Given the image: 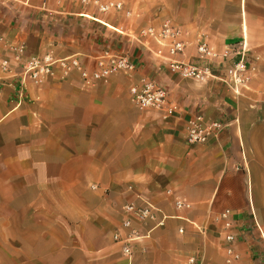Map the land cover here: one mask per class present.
Returning <instances> with one entry per match:
<instances>
[{"label": "crops", "instance_id": "crops-1", "mask_svg": "<svg viewBox=\"0 0 264 264\" xmlns=\"http://www.w3.org/2000/svg\"><path fill=\"white\" fill-rule=\"evenodd\" d=\"M64 1L0 0L7 42H0V61L9 71L0 68V264H187L193 256L197 264H228V246L238 255L230 264H264V0H129L145 8L130 20L135 29L170 18L183 30L184 59L194 58L196 42L216 53L244 43L250 79L239 96L218 81L171 73L134 46L118 51L138 66L133 77L115 74L85 89L77 71L62 77L54 66L40 83H26L16 105L20 63L10 45L23 47L21 61L48 54L74 58L83 69L108 49L89 53L65 35L24 32L4 12L22 6L122 28ZM130 7L124 3V12ZM141 79L164 87L179 112L163 120L155 110H137L129 88ZM195 116L226 128L188 146L185 126ZM175 201L190 208L178 210ZM125 204L157 209L154 222H132L139 238L129 257L113 238L128 233ZM225 212L231 245L219 219Z\"/></svg>", "mask_w": 264, "mask_h": 264}, {"label": "built area", "instance_id": "built-area-1", "mask_svg": "<svg viewBox=\"0 0 264 264\" xmlns=\"http://www.w3.org/2000/svg\"><path fill=\"white\" fill-rule=\"evenodd\" d=\"M17 2L18 0H6ZM81 6H93L102 14H120L124 12V4L121 1L110 0H71ZM124 15L130 16L129 11ZM101 22V21H100ZM103 25V22H101ZM115 32L127 38L134 45L150 54L156 60L162 61L165 68L171 73L178 74L182 78L191 79L195 82L215 80L222 83L233 95L239 96L241 89L245 88L250 76L248 75V51L244 43L238 48H226L216 53L204 42L194 44L195 56L192 59H184L187 43L184 40V32L181 28L169 21H164L158 26H146L135 31L117 28ZM0 42L7 43L0 36ZM153 44L157 47L154 49ZM16 51L15 60L20 63V73L17 75L16 84L12 85L13 101L16 105L23 102L25 98L24 87L27 82L40 83L53 72V67L58 66L62 77H67L73 70L79 73L82 85L90 89L98 82L107 80L115 74H124L133 77L138 66L131 57L124 52L104 50L94 58L93 68L83 69L74 58L55 60L46 54L41 57H31L21 61L23 47L21 45H10ZM0 68L8 71L7 63L0 61ZM9 72V71H8ZM130 100L139 111L148 109L155 110L161 114L163 120L176 115L179 112L178 104L172 102L168 91L156 84L151 79H141L139 84L129 88ZM226 128V124L218 120L205 122L203 117L195 116L185 126L184 139L188 146L204 145L209 139L217 138ZM178 210L189 209L190 205L182 201H175ZM157 209L151 205L138 207L133 204H125L122 207L124 220L122 226L128 233L122 237L119 233L114 235V241L120 244L123 256L131 255V243L139 238L137 231L132 229V222L139 224L155 221ZM229 213L220 216L224 240L231 245L234 236L231 233V223L228 221ZM158 223L157 225H159ZM182 234L183 230L178 229ZM197 257H189L187 264H197ZM238 259V255L231 246L226 248V263L230 264ZM202 264V263H198Z\"/></svg>", "mask_w": 264, "mask_h": 264}, {"label": "rangeland", "instance_id": "rangeland-1", "mask_svg": "<svg viewBox=\"0 0 264 264\" xmlns=\"http://www.w3.org/2000/svg\"><path fill=\"white\" fill-rule=\"evenodd\" d=\"M57 1L58 0H56V2ZM100 1L106 2L110 0ZM118 1H121L122 3L124 2L126 6L127 4L131 6L129 11L130 16L124 15L123 18H120L118 17L119 14L99 13L91 5L81 6L71 0H65L64 2L72 7H79V12L82 14H88L104 22H114V25L122 27L123 29L131 31L137 30L129 24L131 23L130 20L132 21L140 13H145V8L137 1ZM57 4H59V2H57ZM21 7H18L14 11V14H7L4 12L10 27L21 29L30 34L44 33L52 37H61L65 35L75 39L78 44L83 43L81 47L89 53H93L95 50L102 51L104 49L111 51H128L131 49L132 51L135 46L133 42L125 37H122L120 34H117L105 26L84 17L59 15L52 12L50 13L33 9L25 11V9H22ZM166 9L168 11L169 6H166ZM164 21L172 22L170 18H164L163 20H160V23ZM123 22L125 23L123 24ZM97 45H99V47H97Z\"/></svg>", "mask_w": 264, "mask_h": 264}]
</instances>
